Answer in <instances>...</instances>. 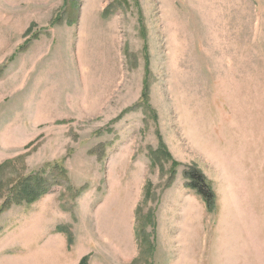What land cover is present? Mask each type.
Segmentation results:
<instances>
[{"label": "rangeland", "instance_id": "obj_1", "mask_svg": "<svg viewBox=\"0 0 264 264\" xmlns=\"http://www.w3.org/2000/svg\"><path fill=\"white\" fill-rule=\"evenodd\" d=\"M83 257L264 264V0H0V264Z\"/></svg>", "mask_w": 264, "mask_h": 264}, {"label": "trees", "instance_id": "obj_2", "mask_svg": "<svg viewBox=\"0 0 264 264\" xmlns=\"http://www.w3.org/2000/svg\"><path fill=\"white\" fill-rule=\"evenodd\" d=\"M169 157V156H168ZM185 179L188 181V188L191 189L196 195L201 197V199L205 202L206 206L210 208V205L214 201V194L211 192L209 186L207 185L204 177L195 169L187 170L184 173ZM35 180V187L30 191H27L31 188L28 185H25L23 189L18 190L19 193L24 195H29L30 193L34 194L31 200L39 197V190L43 187V183L45 182L44 179H34ZM45 193V192H42ZM21 195L19 197H21ZM212 206V205H211ZM87 258L83 257L78 264H86Z\"/></svg>", "mask_w": 264, "mask_h": 264}]
</instances>
